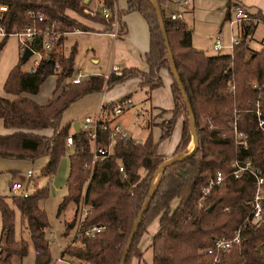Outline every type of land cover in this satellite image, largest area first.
Returning <instances> with one entry per match:
<instances>
[{
    "label": "trees",
    "instance_id": "obj_1",
    "mask_svg": "<svg viewBox=\"0 0 264 264\" xmlns=\"http://www.w3.org/2000/svg\"><path fill=\"white\" fill-rule=\"evenodd\" d=\"M84 1L0 0V3L10 4L9 11L0 20L8 32L31 22L28 9L55 21L58 30L49 49H45L47 35L37 36L34 47L44 53L40 64L24 70L25 61L21 58L11 68L4 84L6 92L12 96L0 95L1 125L12 130L0 132V157L35 160L46 155L48 161L41 170L43 177L52 178L56 174L60 158L67 149L65 139L70 127L61 121L72 103L133 76H140V86L150 90L163 84L162 68L170 71L168 49L153 1L128 0V8L119 10V16L137 10L150 25V50L146 57L149 70L123 68L121 75L116 72L109 76L92 74L80 82L65 83L74 74L78 52L77 43L65 50L67 33L81 25L68 10L98 19L107 25V29L111 28V20H107L101 10L113 8L116 0H97L99 10L96 14L84 11ZM158 1L162 5L166 0ZM237 4L236 0L229 1L224 21L231 17L232 7ZM250 14L251 18L237 27L241 41L233 52L208 54L194 46L193 29L184 18H172L163 13L175 63L194 110L199 144L194 152L164 169L126 264H131L134 255L143 257L138 244L156 217L160 218V226L151 244L153 264H264V219L260 224L248 220L253 210L255 179L249 174L235 177L231 167L235 158L251 159L264 175V124H259L260 117L264 120V44L257 50L248 42L253 38L259 20L264 21V14L258 9ZM8 36L0 42V49ZM53 74L57 77L55 93L60 91L47 103L25 95L38 93L42 83ZM172 88L175 106L170 111L173 115L162 123L160 141L171 135L177 119L184 116L182 135L175 150L178 152L188 144L192 133L189 113L175 80ZM113 106V103L103 106L108 115ZM258 109L261 115H258ZM235 127L248 134L247 147L237 139ZM46 128H52L54 133H42L41 130ZM100 133L106 142L109 133ZM73 136L75 148L70 154L68 191L59 204V212L71 201L75 202L76 211L65 223L63 234L67 235L75 228L83 203L89 207L84 224H102L105 230L95 236L74 237L62 255L74 264H120L132 226L153 185L155 173L165 160L158 150L159 141L154 140L152 132L138 142L132 137L117 135L113 154L94 167L85 168V163L91 162L92 158L88 137L81 128L74 131ZM121 165L124 171L120 170ZM218 170L225 173L224 183L214 186L202 198L203 186ZM48 196L49 187L38 185L28 196L0 194L5 236L0 264H15V255L26 256L30 251V240L35 249L33 264H52L47 231L51 223L46 209L40 205V200ZM174 201L177 202L175 206ZM262 203L264 206V198ZM16 209L20 211L22 228L29 233L30 240L23 234L17 235ZM238 228H241V242L230 250L216 251L219 261L214 262L215 254L207 249L215 246V238L233 236Z\"/></svg>",
    "mask_w": 264,
    "mask_h": 264
},
{
    "label": "rangeland",
    "instance_id": "obj_2",
    "mask_svg": "<svg viewBox=\"0 0 264 264\" xmlns=\"http://www.w3.org/2000/svg\"><path fill=\"white\" fill-rule=\"evenodd\" d=\"M192 1V0H191ZM233 1V0H231ZM227 0H196L194 14H187V18L191 27H193V44L199 48L205 50L206 53H214L213 50V37L221 31L224 36L229 41L232 34V27L229 22H225L222 25L225 9L227 7ZM119 3H125V0H119ZM192 2L188 5L190 8L192 7ZM85 11V10H84ZM86 12V11H85ZM73 16L77 18V20L81 23L79 27L74 28L77 29H92L95 30V27L87 25L84 22H96V24H102L98 19H92V21L87 16H83L78 12H72ZM104 24V22H103ZM102 26L104 27V25ZM98 27V25H97ZM99 28V27H98ZM72 30V31H73ZM235 32L238 34L237 28H235ZM212 36V37H211ZM264 36V23L261 22L257 25L255 31V39L254 37L250 39L249 45L251 46V41L253 45H260V40ZM5 36H0V42L4 40ZM225 38V39H226ZM77 39L78 41V52L75 59V68L78 66H82L84 71L87 73L85 78H88L90 75L94 74V71H99L103 73H107L109 68L113 65V59L111 52L113 50L114 38L111 35H100V34H85V33H75L69 36L65 41V47L67 51L69 47L73 45V40ZM76 43V42H75ZM95 49V55L101 57L100 63H94L90 57L94 51L91 47ZM23 55V49L21 48V42L16 35H10L7 37L5 44L0 49V95L3 96H12L7 93L4 84L7 79V76L11 70V68L17 64ZM40 58L37 52L32 53L28 60H26L22 68L24 70H30L35 66V60ZM112 65V66H111ZM111 71V69H110ZM57 78V77H56ZM56 78L54 76H49L40 86V90L38 91L37 100L42 102L46 101L48 97L51 96L56 84ZM84 78V79H85ZM66 82H71V77H69ZM165 84V81H164ZM122 84H115V90L120 89ZM113 87L109 89L112 90ZM164 86V85H163ZM113 90V91H115ZM60 91V90H59ZM59 91L54 94H57ZM102 91L92 92L82 97L81 99L72 103L64 112L61 123L63 125L68 124L70 127L69 134L74 133V123L76 121L83 122V120L87 116L95 115L100 107ZM112 94H106V97H110ZM118 95V94H115ZM123 96H120L122 98ZM118 97V99H120ZM133 105L126 108L124 113L122 114V121L124 127L129 131L130 135L134 138H145L152 132L153 137L156 141L160 140V128L154 127L152 129L151 126L155 125L162 118L166 117L169 113L165 110H156L154 111L151 108V100L145 94V91L141 89H137L134 94H132ZM171 116V114H169ZM118 117V116H117ZM116 117V118H117ZM184 116H181L183 119ZM146 119H150L151 126H144L143 122ZM163 122V123H164ZM149 125V124H148ZM0 127L3 128L0 122ZM52 129V128H51ZM181 129L180 122L175 124V129L173 133L167 138L161 139L160 141V150L161 151H169L172 148H175L178 135ZM51 131V132H50ZM47 134H53V129ZM192 143H195L194 137L191 134L190 141L188 144L179 150L175 151L171 156L175 155V153L185 154L189 150H191L190 146ZM65 147L67 148L66 144ZM75 145L68 147L65 153L62 155L59 161L58 170L52 178L41 176V170L46 165L48 161V157L46 155H42L35 160H31L28 158L18 159V158H3L0 157V194L10 196L12 194H20L19 191H15L12 187L13 182L22 181L24 183L29 184V189L31 193L35 190L36 185L38 186H48L49 187V196L47 198H42L40 200V205L46 209L48 218L50 220V227L47 228L48 235L51 241V252L54 258L59 257L60 253L64 250L65 246L73 240L75 235V228L72 229L69 234L64 235L63 232L65 230V223L71 220L76 211L75 202L71 201L66 209L62 212H59V204L63 200L65 194H67V178L69 176L70 171V154L73 152ZM164 159L169 157V155L162 154ZM29 169H33L34 178L29 182L28 177L26 176V172ZM161 173H158V177ZM154 182V181H153ZM38 183V184H37ZM176 202H173V206H175ZM16 229L17 235L20 237L22 234L25 238L30 240L29 233L22 228L21 225V214L19 209H16ZM3 245H5V236L2 232V217L0 212V250ZM5 252H3L4 254ZM35 259V249L30 240V251L29 253L21 258L19 255H15L13 260L15 264H33ZM142 264H153V255L151 250H148L144 253V259L142 260Z\"/></svg>",
    "mask_w": 264,
    "mask_h": 264
},
{
    "label": "built area",
    "instance_id": "obj_3",
    "mask_svg": "<svg viewBox=\"0 0 264 264\" xmlns=\"http://www.w3.org/2000/svg\"><path fill=\"white\" fill-rule=\"evenodd\" d=\"M85 8L84 10L91 14H96L99 10V5L92 9L89 4L85 1ZM98 3V1H97ZM10 9V4L1 2L0 3V20L3 18L6 12ZM103 16L107 20H111V34L113 36H120L125 30V26H123L121 17L119 16V9L114 3L112 7H105L102 10ZM28 15L32 18L31 22H29L25 27L21 29H16L14 31L8 32L4 25L0 24V36L6 35H16L18 36L21 42V48L23 51L26 47H30L34 52H37L40 56L38 60H35L36 68L41 60L43 59L44 53L41 50H38L34 47V43L36 38L40 34H46L47 39L45 40V49L51 48L53 42L55 41L58 30L56 29V22H51L49 18L40 12H36L34 10L28 9ZM172 18H182V13L180 12H173L170 15ZM251 18V14L248 9L242 5L237 4L233 7V11L231 17L227 20L230 22L233 28H237L241 22H245ZM238 30V28H237ZM240 31L238 30V34L233 32L231 36L230 42H226L224 35L221 32H218L214 36V49L218 52H233L235 45L241 41V35L239 34ZM111 72H116L118 75L123 73V67L119 64H114L112 67ZM81 72H76L71 76V81L76 83L80 82L83 78ZM133 105V99L131 96H124L114 102L113 111L111 114L104 116L103 115V105H100V109L95 115L87 116L83 122H80V128L85 132L88 137L90 147H91V162L85 163V168L87 167H94V165L106 159L108 156L113 154L114 152V144L117 135H121L122 137H130L129 131L124 129L122 124L116 120V117L120 115L126 108ZM258 115H261L260 109L257 110ZM260 126H263L264 120L260 117L259 120ZM237 132V139L240 143H242L245 147L248 146L247 138L248 134L242 131H238L235 127ZM102 132H108L109 135L107 137V141H104L102 137ZM109 139V140H108ZM74 136L73 133L68 134L65 139V144L68 147L74 145ZM137 141V140H136ZM138 142V141H137ZM232 167V174L235 177H241L244 174H249L254 177L256 182V190L252 198L253 210L252 213L248 216V220L254 224H260L261 221L264 219V206L262 200L264 198L263 194V184H264V175L262 174V169L258 166H255L252 163L251 159L241 160L239 158H235L231 162ZM120 170L124 171L125 168L123 165L120 166ZM34 170L29 169L26 172V176L28 177L29 182L32 180L34 176ZM225 180V173L222 170H218L215 175L211 176L208 179V182L203 186L202 193L204 196L209 194L214 186L222 185ZM12 187L15 191H19L20 195L28 196L31 191L29 189V184L24 183L22 181H15L12 184ZM89 212V207L86 204H82L79 209V218L75 225V238H82L88 236H95L96 234L105 230V226L102 224H93V225H85L84 219ZM242 240L241 236V228H238L237 231L233 236L230 237H217L215 238V246L209 247L207 251L209 253H214L215 258L214 262L219 261V256L216 254V251H227L230 250L235 244L240 243ZM67 262L68 264H74L72 261L68 260L62 254L55 259L52 264H63Z\"/></svg>",
    "mask_w": 264,
    "mask_h": 264
},
{
    "label": "crops",
    "instance_id": "obj_4",
    "mask_svg": "<svg viewBox=\"0 0 264 264\" xmlns=\"http://www.w3.org/2000/svg\"><path fill=\"white\" fill-rule=\"evenodd\" d=\"M229 1L230 0H227L226 4H228ZM236 1L238 2V4L244 5L248 9V11H250V12L256 11L258 9V10H261L262 13L264 14V0H236ZM85 2L87 4H89V6L92 9H94L98 6L97 0H85ZM191 2L193 4H192V7L190 8L188 5H190ZM195 2H196V0H192V1L191 0H166L164 3H162L161 7L163 10V13L166 16H170L173 12L182 13V18H184L185 21L187 22V24L189 25V27H191V25L189 24L188 18H187V14H190V15L194 14ZM115 3H116V6L118 7L119 10H126L128 8V0H125V3H122V4L119 3V0H116ZM233 7H232V11H233ZM72 12H76V11L68 10L69 15H71V16H73ZM226 12H227V7L225 9V13H224L225 15H226ZM225 15H224V18H225ZM73 17H75V16H73ZM224 18H223L222 25H224V23L226 22V21H224ZM90 20L92 21V19H90ZM121 20H122V23L124 22V24H125L126 31L124 33H122L120 36H116V37L113 36L111 34V31H110L111 28L107 29V25L105 23L103 24V22H102V24L104 25V27H103L102 24H100V23L96 24L95 21L94 22L92 21V22H84V23H86L87 25H90L92 27H95L96 28L95 30L77 29V30L69 31L67 33V36H68L67 39L69 38V36H71L72 34H75V33L111 35L114 38L113 50L111 52L112 59L114 62L112 65L119 64L123 68L138 67L144 71H148L149 66H148L146 57H147V53L150 50V38H151L150 25L148 23V20L145 18V16L140 11H137V10H130V11H126L125 13L123 12V14L121 16ZM227 22H229V21H227ZM261 22L264 23V21L259 20L258 24ZM229 24H230V22H229ZM97 25L99 28L97 27ZM231 27H232V25H231ZM191 28L193 29V27H191ZM221 31H219V32H221ZM233 32H235V28L232 27V34H233ZM232 34H231V36H232ZM253 37L255 39V32H254ZM193 40H194V38H193ZM213 40H214V37H213ZM225 40H226V42H230L231 38L229 41L227 40V38ZM72 42L73 43L76 42L78 44L77 39L73 40ZM263 44H264V36L260 40V45L258 46V48H257V46L253 45V43L251 41V47L254 49H257V50H260L262 48ZM89 46L91 47V45H89ZM64 48L67 51V48L65 47V45H64ZM91 49L94 51V53H92V56L90 57V59L94 63H100L101 57L95 55L94 47H91ZM197 49H199V48H197ZM201 50H203V49H201ZM213 50L215 51L214 53H208V54L218 53L214 49V46H213ZM203 51H205V50H203ZM226 52H229V51H226ZM112 67L109 68V71L107 73H103V72L101 73L99 71H94L95 72L94 74H103V75L109 76V74L111 73L110 69L112 70ZM76 72H81L82 74H84L82 80L87 76V73L84 71V68L82 66H78L77 68H75L74 74ZM160 74H161L162 79H163V84L160 86L154 87L153 89H150V90H148L146 87L140 86V82H141L140 76H133V77H130L126 80H123L121 82L116 83V84H122L120 89L118 88L117 90H115V86H114L115 84L113 85L114 88L112 90L105 87L102 90L103 95L101 98L100 105L102 104L103 106H106L109 103L114 104V102H116L118 100V97L120 98V96L124 97V96L128 95V96L132 97V94H134V92H136L137 89H141L142 91H145V94H147V96L151 100V108L154 111L161 110V109L167 110L166 112L171 114V116L168 114L166 117H169L167 119H170L173 115L170 110L173 109L175 106V99H174L173 88H172L174 78H173L171 72L166 68H162L160 70ZM52 76H54L56 78L55 74H53ZM164 81H165V84H164ZM55 86H56V84H55ZM113 90H115V91H113ZM54 92H55V88H54L51 96L48 97L47 100L44 102L37 100V98H36L38 95L37 93H35V94L25 93V95H28V96L34 98L36 101H38L40 103H47L50 100V98L53 97ZM96 92H99V91H96ZM106 94H112V95L107 98ZM115 94H118V95H115ZM99 109H100V107H99ZM123 113H124V111L120 115H118V117L116 118V120L119 121L121 124L123 123L122 117H121ZM103 115L104 116L108 115V112L104 107H103ZM164 120H166L165 117L162 118L161 121H159L155 125L151 126L152 129L154 127H159L160 131L162 133V131H163L162 123L164 122ZM177 122H180L181 129H180L179 135L177 137L178 141H177L175 148H172L167 152L161 151L160 150V140H159V147H158L159 152L161 154L169 155V157H171V155L175 152L176 147H177V145L180 141L181 135H182L183 119L181 117H179L177 119ZM149 123H150V119H146L143 122V125L149 126L148 125ZM122 126L124 127L123 124H122ZM124 129H126V128L124 127ZM174 129H175V126H174ZM174 129H173V131H174ZM50 130H52V129L46 128V129H42L41 132L47 134L46 132H49ZM10 131H12V130L9 128H6L4 126H3V128L0 127V132L6 133V132H10ZM74 131H75V129H74ZM173 131H172V133H173ZM48 135H52V133L48 134ZM130 137H132V136L130 135ZM132 138H134V137H132ZM145 138H142V139L134 138V139L137 141H142ZM169 157H166L165 159H167ZM159 226H160V218L156 217L148 225L147 230L141 236V239H140L139 244H138V248L141 250V252H143V257H139L138 255H134L132 258L131 264H142V260L144 259V253L148 250H151L152 255H153V250L151 248V244L153 242V237H154L155 233L159 229ZM61 254H63V251L60 253V255ZM55 259L56 258H54V260L52 259V263L55 261ZM63 264H68V263L65 262ZM83 264H89V263H83Z\"/></svg>",
    "mask_w": 264,
    "mask_h": 264
},
{
    "label": "water",
    "instance_id": "obj_5",
    "mask_svg": "<svg viewBox=\"0 0 264 264\" xmlns=\"http://www.w3.org/2000/svg\"><path fill=\"white\" fill-rule=\"evenodd\" d=\"M154 5H155V8H156V12H157V16H158V20H159V23H160V26H161V30L163 32V37L165 39V43H166V46H167V49H168V57H169V60H170V72L174 78V80L177 82L178 86H179V89L181 91V94L184 98V101H185V104H186V108L188 110V113H189V120H190V130H191V133L195 139V145L193 148H191V150H189L187 153L185 154H175L167 159H165L159 169L157 170V172L155 173V179H154V182H153V185L149 191V194L147 196V198L145 199L144 201V204L141 208V210L139 211V214L132 226V229H131V232L128 236V239H127V242L125 244V247H124V250H123V253H122V257H121V261H120V264H126V261H127V258H128V255H129V251L131 249V246H132V243L134 241V238L138 232V229H139V226L143 220V217H144V214L155 194V191H156V187H157V184H158V181L161 177V175L158 177V173H163L164 169L166 168V166H168L171 162L175 161V160H178V159H181L183 157H185L186 155L188 154H191L192 152L195 151V149L197 148L198 144H199V137H198V134H197V131H196V118H195V114H194V110L192 108V105H191V102L189 100V97H188V94L184 88V84L181 80V77H180V74L178 72V69H177V66H176V63H175V59H174V54H173V51H172V48H171V45H170V41H169V37H168V33H167V30H166V26H165V22H164V15H163V10H162V7L159 3L158 0H152ZM33 53V50L32 48L30 47H26L25 50L23 51V55H22V59L23 61H26L29 59V57L32 55ZM74 129L75 131H79L80 130V122L79 121H76L74 123Z\"/></svg>",
    "mask_w": 264,
    "mask_h": 264
},
{
    "label": "bare ground",
    "instance_id": "obj_6",
    "mask_svg": "<svg viewBox=\"0 0 264 264\" xmlns=\"http://www.w3.org/2000/svg\"><path fill=\"white\" fill-rule=\"evenodd\" d=\"M194 140H195V139H194ZM194 145H195V143H192V144H191V146H190V148H193V147H194Z\"/></svg>",
    "mask_w": 264,
    "mask_h": 264
}]
</instances>
